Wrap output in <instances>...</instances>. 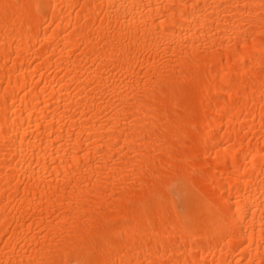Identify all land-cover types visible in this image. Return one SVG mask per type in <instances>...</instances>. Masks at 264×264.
I'll list each match as a JSON object with an SVG mask.
<instances>
[{"label":"bare ground","instance_id":"1","mask_svg":"<svg viewBox=\"0 0 264 264\" xmlns=\"http://www.w3.org/2000/svg\"><path fill=\"white\" fill-rule=\"evenodd\" d=\"M0 264H264V0H0Z\"/></svg>","mask_w":264,"mask_h":264}]
</instances>
